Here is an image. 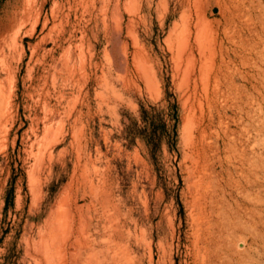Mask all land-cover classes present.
Listing matches in <instances>:
<instances>
[{
	"label": "rangeland",
	"instance_id": "rangeland-1",
	"mask_svg": "<svg viewBox=\"0 0 264 264\" xmlns=\"http://www.w3.org/2000/svg\"><path fill=\"white\" fill-rule=\"evenodd\" d=\"M0 93V264H264V0H0Z\"/></svg>",
	"mask_w": 264,
	"mask_h": 264
},
{
	"label": "bare ground",
	"instance_id": "bare-ground-1",
	"mask_svg": "<svg viewBox=\"0 0 264 264\" xmlns=\"http://www.w3.org/2000/svg\"><path fill=\"white\" fill-rule=\"evenodd\" d=\"M1 93H0V100H1ZM93 204V203H92ZM90 207V206H89ZM93 220V219H92ZM91 221V220H90ZM76 226V225H75ZM68 227V226H67ZM66 227V228H67ZM84 227V226H82ZM91 227V226H90ZM79 228V227H78ZM68 229V228H67ZM82 229V228H81ZM84 229V228H83ZM91 229V228H90ZM66 230V229H65ZM64 230V232H65ZM73 228L71 227L70 232H69V236H67V241L65 242V237H64V242H65V253L64 254V259H65V264H102L100 259H98V257L96 256V253L93 252V248H90L89 245H87V247L84 244L81 243V240H79L80 238H78L76 235H73L74 232ZM84 232V230H82ZM81 231V232H82ZM63 232V231H62ZM61 232V233H62ZM82 232V233H83ZM117 232V231H116ZM115 232V233H116ZM66 233V232H65ZM82 233H80L82 235ZM65 234H62V236H64ZM93 235V234H92ZM85 236V235H84ZM120 236V235H119ZM118 236V237H119ZM83 237V235H82ZM102 237V236H101ZM115 239V238H114ZM118 239V238H116ZM84 240V239H83ZM62 244H63V240L61 239ZM87 242V240H86ZM89 243V242H87ZM61 244V245H62ZM240 244V243H239ZM91 245V244H90ZM64 246V245H63ZM62 247L60 248L61 251ZM90 249L91 252H85L86 250ZM116 252L113 251L112 253H110L108 251V258H110L112 261V264L116 263L114 262V260L116 259ZM106 256V257H107ZM58 258V257H57ZM63 257H61L62 259ZM196 262V261H195Z\"/></svg>",
	"mask_w": 264,
	"mask_h": 264
}]
</instances>
